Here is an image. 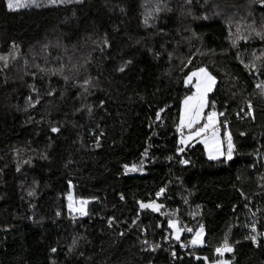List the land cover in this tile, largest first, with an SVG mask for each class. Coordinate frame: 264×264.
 <instances>
[{"label":"trees","instance_id":"1","mask_svg":"<svg viewBox=\"0 0 264 264\" xmlns=\"http://www.w3.org/2000/svg\"><path fill=\"white\" fill-rule=\"evenodd\" d=\"M21 2L0 0V264H264V4ZM199 67L231 159L178 143ZM69 192L86 214L67 210ZM242 217L255 231L221 257L215 232Z\"/></svg>","mask_w":264,"mask_h":264},{"label":"snow or ice","instance_id":"2","mask_svg":"<svg viewBox=\"0 0 264 264\" xmlns=\"http://www.w3.org/2000/svg\"><path fill=\"white\" fill-rule=\"evenodd\" d=\"M30 2H35V0H30ZM53 3L57 2V0H52ZM79 2V0H78ZM187 2H191V0H187ZM259 3L264 4V0H259ZM28 6L27 3H22L21 0H7V8L10 10L18 9L20 7H26ZM39 6V5H37ZM160 9L157 8L156 11H159ZM207 17H205L206 19ZM145 22H147V17L145 19ZM257 35H261L260 33H257ZM105 44H107V40L104 41ZM6 57L0 56V60H6ZM126 63H131V61H128ZM119 71H123V68L118 69ZM196 78V82L193 85V87L196 89V91L192 94V96L186 97L184 100V107L181 109L180 113V123L177 125V130L181 131L184 128L189 129V134L187 136L181 135V139L178 141L179 144H187L189 140H191L193 137H204L202 139V143L204 144L205 150L209 156L210 159H216L219 155H224L222 151V145L218 136L219 129L216 124V116L217 113L209 112L207 115L206 122L203 124V127H194L200 123L201 114L203 112V109L206 104L205 97L208 92L212 90V85L215 83L214 77H212L210 74L207 73L206 69L199 68L195 71H192L189 73V75L185 79V84H188L191 82L192 78ZM85 84L88 83L86 80L84 82ZM259 87V86H258ZM103 103V102H101ZM251 104H249V112H251ZM160 111H163L161 109ZM160 117V112H157V119ZM51 131L53 133H56L59 131L58 128L52 127ZM211 131V135L209 136L208 133ZM225 139L227 141V158L231 159L232 152H233V143L231 135L227 132H225ZM97 146H99V143L97 141ZM183 149L177 148V152H182ZM145 154H147V149L145 150ZM181 164H187L188 161L181 159ZM126 171H138L140 169L137 168V166L133 165L131 168H129L127 165L124 166ZM71 186V185H70ZM164 190L161 189L159 192L156 193L157 196H160L161 193ZM29 195H32V193H29ZM80 207L75 208L71 195H69V205L68 207L73 211H79L81 215L86 214L83 205L87 204L88 201L86 200H80L79 202ZM140 208H151L153 211H158L160 206L156 205L155 203H149L144 204L140 203ZM169 227L173 229V234L176 236V239H179V233L183 231V229H180L177 227L176 222L169 220L168 221ZM253 231H255V225H252ZM189 232L192 231V229H188ZM203 236V226H201L200 229L196 230L192 240L190 243L192 245H199L203 243L202 240ZM251 241L255 244L257 243V237L255 235H252L249 237ZM184 245H181L183 247ZM154 250V249H153ZM54 252L55 249H52ZM216 253H218L221 257L224 255V253L232 252L233 248L229 245L227 237H225L224 241L221 243L220 246H218L215 249ZM207 259V258H205ZM213 264H229L228 261L218 260L214 261Z\"/></svg>","mask_w":264,"mask_h":264},{"label":"rangeland","instance_id":"3","mask_svg":"<svg viewBox=\"0 0 264 264\" xmlns=\"http://www.w3.org/2000/svg\"><path fill=\"white\" fill-rule=\"evenodd\" d=\"M262 56V55H261ZM199 68H204V69H206L205 67H199ZM199 68H197V69H199ZM197 69H195V70H197ZM195 70H193V71H195ZM207 71V70H206ZM192 72V71H191ZM207 73L208 74H210L208 71H207ZM211 75V74H210ZM212 76V75H211ZM195 82H196V78L195 77H193L192 78V80H191V82L190 83H188V84H191V86H192V93L190 94L191 96H192V94L196 91V89L193 87V85L195 84ZM213 86H214V84L212 85V89H213ZM209 93V92H208ZM207 93V94H208ZM206 97H207V95H206ZM205 97V100H206V104H205V107H204V109H203V112H202V114H201V118H200V123L198 124V125H196V126H194V127H203V124L206 122V119H207V113L205 112V110H206V107H207V98ZM209 113V112H208ZM185 130H187V132H189L190 130L189 129H187V128H184ZM225 132H227V131H223V133H221V131H219L218 132V136H219V139H220V142H221V145H222V143L224 142V140L226 141V139H225ZM228 133V132H227ZM208 135L210 136L211 135V131H209V133H208ZM204 137H196L194 140H198L199 142H201L202 141V139H203ZM202 143V142H201ZM203 144V143H202ZM203 147H204V144H203ZM223 149V148H222ZM204 150H205V147H204ZM205 154H206V156L209 158V156H208V154H207V152H206V150H205ZM221 156H223V155H219V156H217V158H219V157H221ZM225 156H227V154L225 155ZM69 195H71V198H72V201H73V204H74V207L75 208H79L80 207V205H79V201L80 200H82V199H76L75 197H74V195H73V193L72 192H69L67 195H66V207H67V210H69L71 213H78V214H80L79 213V211H73V210H71L69 207H68V205H69ZM83 207H84V210L86 209V204L85 205H83ZM240 220V219H239ZM239 220H237V219H234L233 220V218H228V223L226 224V226L222 229V231L221 232H215V234L217 235L216 236V239H215V242L213 243V244H221L223 241H224V239H225V237H227V240H230V241H237L238 239H240V236H241V233L243 232V230H245V229H243V228H246V229H249L250 227H252V224L251 223H249V225H248V223H246V218H243L242 217V219L239 221ZM241 226H243V227H241ZM200 229V228H199ZM198 230V229H197ZM196 232V231H195ZM195 234V233H194ZM203 234H204V230H203ZM203 237V236H202ZM199 245H201V244H199Z\"/></svg>","mask_w":264,"mask_h":264},{"label":"crops","instance_id":"4","mask_svg":"<svg viewBox=\"0 0 264 264\" xmlns=\"http://www.w3.org/2000/svg\"><path fill=\"white\" fill-rule=\"evenodd\" d=\"M207 70V69H206ZM213 77V76H212ZM191 96L190 94L187 95L186 97H189ZM185 97V98H186ZM185 98H183L182 102H181V108H180V113H181V109L184 107V100ZM216 113V112H215ZM208 114V113H207ZM218 119H219V114L217 113V116H216V124H217V127H218ZM189 134V132L185 133L184 136H187ZM196 137H193L191 140H189L188 142H191V141H194ZM222 151L224 153L223 156H225L227 154V141L224 140V142L222 143ZM222 157V156H221ZM227 157V156H226Z\"/></svg>","mask_w":264,"mask_h":264},{"label":"built area","instance_id":"5","mask_svg":"<svg viewBox=\"0 0 264 264\" xmlns=\"http://www.w3.org/2000/svg\"><path fill=\"white\" fill-rule=\"evenodd\" d=\"M256 246V244H254ZM186 247L184 246L182 249L184 250Z\"/></svg>","mask_w":264,"mask_h":264}]
</instances>
